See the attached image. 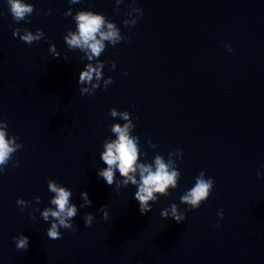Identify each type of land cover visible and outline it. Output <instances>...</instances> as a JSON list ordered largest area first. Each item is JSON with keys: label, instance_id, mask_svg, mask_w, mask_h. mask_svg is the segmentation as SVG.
<instances>
[{"label": "water", "instance_id": "95a60500", "mask_svg": "<svg viewBox=\"0 0 264 264\" xmlns=\"http://www.w3.org/2000/svg\"><path fill=\"white\" fill-rule=\"evenodd\" d=\"M26 2L34 11L17 22L0 0V119L23 145L0 173V264H264V0H136L143 14L128 27L131 0L119 13L115 0ZM68 8L101 12L128 37L105 42L98 59L103 78L114 82L105 88L102 79L93 95L79 91L86 57L64 41L76 28L64 15ZM15 28H39L45 37L29 45L13 36ZM113 107L131 115L138 163L154 166L155 155L167 162L169 152L183 150L177 188L154 193L158 199L143 215L136 186L117 189L97 175L106 167L104 142L115 139L112 124L125 123L110 116ZM201 171L213 178V191L185 211L180 196ZM48 179L71 189L78 207L76 231L61 228L58 240L47 237L51 219L39 211L52 206ZM81 191L90 207H80ZM17 197L32 203L21 210ZM172 203L185 211L181 223L160 215ZM102 205L107 220L97 210ZM87 212L95 216L90 227ZM21 233L29 238L26 251L12 239Z\"/></svg>", "mask_w": 264, "mask_h": 264}, {"label": "clouds", "instance_id": "9594fccd", "mask_svg": "<svg viewBox=\"0 0 264 264\" xmlns=\"http://www.w3.org/2000/svg\"><path fill=\"white\" fill-rule=\"evenodd\" d=\"M69 4L79 3V0H68ZM125 0H115L117 7L114 12L119 13V5L124 3ZM9 11L12 18L19 22L21 20L28 21V18L34 11V5L26 0H7ZM127 12L128 19L123 20L125 27L134 26L137 23L139 16H141L142 9L136 5V0H131ZM65 16H72L75 23V30L69 29L64 35V41L67 47L71 50H80L84 55L80 57L84 60L85 57L88 61L79 73V91L81 95H93L95 90L101 86V80L103 79V86L106 88L109 84L113 83V78L108 76L104 79L102 69L105 62L98 59L105 50L106 43L115 46L122 40L126 41L127 36L122 35L120 28L116 23L105 17L101 12L93 11L90 9H81L73 13L72 8H68ZM13 36L19 37V39L29 45L33 42L39 41L45 37V33L42 29H37L32 32L25 28L22 32L20 28L13 29ZM231 52V47L228 48ZM49 51L54 57H59L60 53L57 51L55 44H50ZM65 61L68 57L65 55ZM95 60V63L92 61ZM116 62L111 61V68L115 69ZM127 74V72H125ZM109 114L112 117L119 116L125 123H114L111 126V132L115 134V139L107 140L104 142V150L100 153V158L106 164V167L98 169L97 175L103 178L104 181L112 186L116 185L119 189L121 186L127 187L129 182L131 185L137 187V191L134 194V199L139 202L140 213L146 214L152 210V203H155L159 194L162 196L169 195V187L175 189L178 186L181 173L177 168V159L183 158V150L176 149L168 153V161L162 155L157 154L154 157L153 164L140 162L138 158L141 156V152L138 151L139 137L133 136L132 132L135 127L129 111H118L115 107L109 110ZM7 121L0 119V173L6 170V166L12 159L14 153L18 149H21L23 145L18 143V135L9 136ZM150 148H156L157 145L152 144L149 141ZM146 155V153H145ZM175 159H172V158ZM13 167H18V160L13 162ZM119 172L120 177L124 179L117 180L115 177L116 172ZM138 172V179H137ZM258 178L260 173H257ZM47 187L49 192L53 193L50 199V205L39 210L40 215L44 221H49L50 226L47 228V237L51 240H58L62 238L61 228L68 229L73 232L76 231V226L73 224V218L78 213V207L71 200L72 191L68 187L58 183L54 179H48ZM214 188V180L211 177L205 176L204 171H201L195 179V184L189 190L185 191L180 196V202L187 205L185 211L198 209L201 204L206 201L211 195ZM80 197L83 203L81 208L90 207L92 204L91 199L87 191H81ZM33 199L39 203L40 197L36 196ZM17 205L24 210L28 207L32 201H26L23 198L17 197ZM102 213L103 219L109 218V212L106 205H102L97 209ZM185 211H181L176 203H172L170 207L164 208L160 215L164 218H172L177 223H181L185 219ZM32 219H35L33 213H29ZM217 217L223 219V210L217 212ZM95 220V216L91 212H87L83 216L85 227L92 226ZM215 227L219 228L217 223ZM15 241V247L18 250L26 251L29 247V238L23 233L13 236Z\"/></svg>", "mask_w": 264, "mask_h": 264}]
</instances>
